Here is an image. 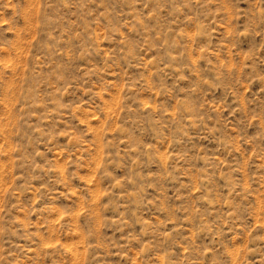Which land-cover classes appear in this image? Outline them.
<instances>
[{"label": "rangeland", "instance_id": "374dc122", "mask_svg": "<svg viewBox=\"0 0 264 264\" xmlns=\"http://www.w3.org/2000/svg\"><path fill=\"white\" fill-rule=\"evenodd\" d=\"M0 264H264V0H0Z\"/></svg>", "mask_w": 264, "mask_h": 264}]
</instances>
